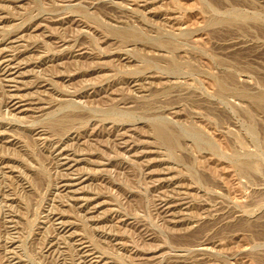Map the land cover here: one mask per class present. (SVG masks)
Instances as JSON below:
<instances>
[{
  "label": "rangeland",
  "instance_id": "rangeland-1",
  "mask_svg": "<svg viewBox=\"0 0 264 264\" xmlns=\"http://www.w3.org/2000/svg\"><path fill=\"white\" fill-rule=\"evenodd\" d=\"M0 264H264V0H0Z\"/></svg>",
  "mask_w": 264,
  "mask_h": 264
},
{
  "label": "bare ground",
  "instance_id": "bare-ground-1",
  "mask_svg": "<svg viewBox=\"0 0 264 264\" xmlns=\"http://www.w3.org/2000/svg\"><path fill=\"white\" fill-rule=\"evenodd\" d=\"M156 130H157L158 135L160 136V138L163 141H165V142H167L169 144L173 143L174 137H172V135L170 134V132L167 130V128L165 126L158 125Z\"/></svg>",
  "mask_w": 264,
  "mask_h": 264
}]
</instances>
